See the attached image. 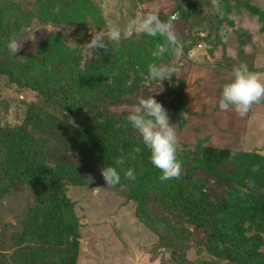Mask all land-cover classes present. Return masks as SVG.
Masks as SVG:
<instances>
[{
	"label": "trees",
	"instance_id": "1",
	"mask_svg": "<svg viewBox=\"0 0 264 264\" xmlns=\"http://www.w3.org/2000/svg\"><path fill=\"white\" fill-rule=\"evenodd\" d=\"M169 1L164 20L179 14L183 37L178 40L185 54L199 40L219 38L217 29L234 27V18L245 12L256 16L264 33V10L251 0H219L223 18L214 14L213 0ZM101 6L96 0H0V83L23 95L14 103L0 93V210L11 197L13 214V221L1 223L0 264H77L81 217L70 188L96 186L122 203L132 202L135 218L156 237L152 253L159 264H202L188 258L191 247L213 263L264 264V154L219 144L213 135L218 132L210 133L213 140L204 135L212 129L205 122L208 111L219 110L217 103H190L184 80H164L137 95L148 65H178L170 51L159 52L161 38L137 34L109 44L107 51L86 50L87 33L106 25ZM202 13L209 15L207 21ZM34 25L60 29L35 39L26 53L24 32ZM13 35L21 46L10 56L6 44ZM213 70H205L211 83L218 78ZM28 94L36 101L26 99ZM150 95L167 110L173 127L181 131L190 125L203 135L180 147L179 179L159 180V170L126 120L137 98ZM11 108L14 122L7 119ZM118 158L123 165H116ZM104 166L120 172L118 185L105 184ZM128 168L134 181L123 176Z\"/></svg>",
	"mask_w": 264,
	"mask_h": 264
},
{
	"label": "rangeland",
	"instance_id": "2",
	"mask_svg": "<svg viewBox=\"0 0 264 264\" xmlns=\"http://www.w3.org/2000/svg\"><path fill=\"white\" fill-rule=\"evenodd\" d=\"M21 1L30 4L33 0ZM96 1L102 5V14L106 25L111 22L121 28L140 9L149 12L156 11L164 20L172 8V3L169 0ZM251 3L264 10V0H251ZM203 16L205 20L209 18V15L203 14ZM178 17L179 14L177 19ZM182 24L181 20L175 22L178 38L183 37ZM106 25L100 30H106ZM59 29L60 27L51 25H34L30 32H24V40H29L25 44L24 41L21 42L23 43L22 46L20 44L21 49L26 53L30 52L35 39L43 38L49 32ZM93 32L87 33V42L90 41ZM216 33L219 38L212 37L210 43L199 40L200 46L193 47L187 54L182 51L181 56L174 57V61L182 67L171 80H174V83L184 80V83L189 86L187 96L192 98L190 103L198 101V103L203 102L206 106L216 105L218 98H214L213 94L220 91L221 83L219 82L222 79L231 78L233 68L241 64L246 65L251 73L264 79V33L259 29L256 16H251L246 12L242 13L239 18H234V27L224 24L217 29ZM203 34L205 32L202 31L200 36ZM185 41L188 40L185 39ZM88 49L87 46L86 50ZM212 69H214V73L215 71L218 73V78L213 83L210 82L211 78L206 76L207 71H205ZM165 81L170 83L169 80ZM1 85L2 83H0L1 98H9L15 103L16 98L23 97L22 94L12 91L11 88ZM150 85L156 86L159 85V82L145 80L137 95L142 96ZM27 98L36 101L35 95L28 94ZM12 108L7 117L10 122L17 119L16 112ZM229 111L231 113L228 114ZM208 113V120H203L212 123V129H208L209 133L204 135H209L211 139L213 137L211 134L218 132L213 135L216 137L218 135L216 141L219 144L241 147L247 151L259 150L264 154V102L254 104L243 117L232 110L223 112L217 110L212 113L211 109ZM173 128L176 131L180 147L191 146L195 143L197 136H203L201 133L196 134L191 131L190 125L182 127L181 131L176 127ZM194 129L196 128L194 127ZM100 192V187L97 186L94 189L70 188V197L75 201L76 209L81 217V248L77 264H159V259L155 260L152 253L156 237L135 218L132 202L122 203V200L110 191L109 193L107 191ZM23 196L26 198L24 192ZM10 199L11 197H7L2 202L3 208L0 210V214L3 220L0 221V236L5 234L1 231V223L13 221V214L10 211L12 200ZM23 201L25 200L23 199ZM20 204L16 206L20 208ZM6 231H10V228ZM262 250H264V245ZM187 256L192 262L199 259L203 262L202 264H226L225 262L213 263L215 259L204 252H198L195 247H191Z\"/></svg>",
	"mask_w": 264,
	"mask_h": 264
},
{
	"label": "clouds",
	"instance_id": "3",
	"mask_svg": "<svg viewBox=\"0 0 264 264\" xmlns=\"http://www.w3.org/2000/svg\"><path fill=\"white\" fill-rule=\"evenodd\" d=\"M212 8L215 15L223 18L225 13L219 0H213ZM176 19V14L162 20L158 12L140 9L123 28L109 22L106 30L93 32L87 45L92 51L97 49L107 51L109 44L118 45L122 38L143 34L153 38L159 37L164 41L159 48L160 53L170 51L174 56L179 57L182 48L175 31ZM20 41L15 35L9 37L6 48L10 56H15ZM180 67L182 66L150 64L147 68V79L159 84L164 80L171 81ZM261 102H264V79L251 73L246 65L241 64L233 68L232 77L221 85L216 106L222 112L232 110L243 117L254 104ZM126 120L138 134L143 147L148 150L150 164L160 172L159 180L166 182L179 179L182 174L181 162L178 159L180 144L175 129L169 123V115L164 106L152 95L146 98L139 97L128 112ZM134 151L139 152L140 148H135ZM124 162L123 158L115 161L116 165H123ZM122 171L125 179L131 181L136 179L131 168ZM100 172L107 186H116L121 182L120 172L114 166H104ZM89 180L94 178L89 177Z\"/></svg>",
	"mask_w": 264,
	"mask_h": 264
},
{
	"label": "water",
	"instance_id": "4",
	"mask_svg": "<svg viewBox=\"0 0 264 264\" xmlns=\"http://www.w3.org/2000/svg\"><path fill=\"white\" fill-rule=\"evenodd\" d=\"M176 15L178 16V13H176Z\"/></svg>",
	"mask_w": 264,
	"mask_h": 264
},
{
	"label": "built area",
	"instance_id": "5",
	"mask_svg": "<svg viewBox=\"0 0 264 264\" xmlns=\"http://www.w3.org/2000/svg\"><path fill=\"white\" fill-rule=\"evenodd\" d=\"M200 46V45H199Z\"/></svg>",
	"mask_w": 264,
	"mask_h": 264
}]
</instances>
